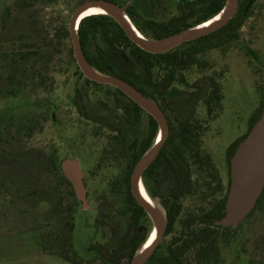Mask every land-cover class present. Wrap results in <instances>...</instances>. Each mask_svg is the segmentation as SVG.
<instances>
[{
	"label": "rangeland",
	"instance_id": "obj_1",
	"mask_svg": "<svg viewBox=\"0 0 264 264\" xmlns=\"http://www.w3.org/2000/svg\"><path fill=\"white\" fill-rule=\"evenodd\" d=\"M85 1L0 0V196L12 190L19 193L15 205L0 206V264L131 262L124 237L132 210L121 181L132 162V144L140 145L145 139L149 119L142 114L138 124L130 125L117 108L115 88L86 82L71 39L64 36L73 11ZM175 4V0H164L163 7L155 9L141 0L139 24L147 29L148 21L174 20ZM248 11L236 41L199 55L203 66L183 71L186 82L173 85L178 95L185 96L197 95L198 85L210 76L222 85L223 107L215 119L208 120L203 101L196 103L194 111L195 118L205 122L202 151L212 164L203 170L196 165L191 168L199 191L221 183L219 197L230 184L234 150L264 101V0H255ZM46 39L52 40L51 50L42 48ZM28 42L36 45L39 54L13 67L11 54ZM77 94L84 96L88 117L81 115ZM119 130L125 139L123 150L117 148L121 145ZM49 159L57 165L65 159L76 160L83 173L88 205L84 208L79 202L75 212L73 252L69 253L73 262L45 254L39 232L30 230L44 222L55 203L68 201L66 187L48 170ZM168 189V183H163L155 191L166 196ZM33 191L36 199L29 196ZM185 203L189 209L200 205V200L196 197ZM143 220L150 234L153 223ZM168 231L167 227L160 242L163 248L179 234L180 227L176 225L169 235ZM231 236L220 245L223 264H264V192ZM164 253L160 249L156 258H163Z\"/></svg>",
	"mask_w": 264,
	"mask_h": 264
},
{
	"label": "trees",
	"instance_id": "obj_2",
	"mask_svg": "<svg viewBox=\"0 0 264 264\" xmlns=\"http://www.w3.org/2000/svg\"><path fill=\"white\" fill-rule=\"evenodd\" d=\"M111 1L120 3L116 0ZM225 1L202 0L201 16L198 23L194 25L200 24L219 13ZM247 4L248 0H241L240 8L235 16L221 29L160 54L148 53L137 47L126 36L118 23L109 16L93 15L81 20L78 34L87 60L99 71L120 77L134 85L144 95L158 103L168 118L170 125L169 137L164 143L159 156L145 170L142 177L149 193L154 195L151 178H154L159 161L163 158L170 164L173 170V177H176L172 187L174 193L177 192L180 194L179 196H182L192 189L193 185L190 180L192 175L191 168L193 165L199 164L201 146L199 133L205 132V122H199V119L194 116L196 103L203 101L208 120L215 119L217 117L216 112L221 111L223 107L222 85L217 80V77L210 76L205 83L202 82L198 85L200 92L197 95L190 96L178 95L173 89V85L174 83L184 84L186 82L182 74L183 71L189 70L193 66H203V63L199 60V55H203L212 49L227 46L230 42L237 40V33L244 20L249 16ZM134 9V5H132L126 10L132 21H134ZM194 25H188L187 28ZM138 29L143 35L152 39H159L174 33L168 30L165 24L156 25L152 23L151 32L141 27H138ZM64 36L69 38V31L64 30ZM31 44L33 43L28 42L24 47L13 51L10 57V63L13 67L16 62L28 61L34 54L35 56L39 54L36 45L33 44V46ZM51 46L52 40L48 41L46 39L42 48L51 50ZM179 72H181V75H179ZM86 82L96 86L114 88L88 79H86ZM115 90L119 96L117 98V108L123 111L124 118L130 125L138 124L142 114H146L149 119L145 139L140 142V145H138V142L132 144L131 149L134 150L132 162L125 178L121 181L125 193L128 194L130 192L132 170L142 155L155 142L159 127L156 120L138 104L120 90L116 88ZM76 104L80 109L81 115L88 117L83 95L77 94ZM105 106L108 107V105ZM184 112L187 116L183 115ZM259 115L252 126L259 118ZM118 134L120 135L121 145L117 148L120 149L122 147L121 149L123 150L125 139L122 130H119ZM192 159L193 161H191ZM202 159L204 166L207 167L212 164L210 156L206 155ZM47 162L50 174L55 176L58 184L66 187L68 201L55 203L46 213L44 222L30 230L39 232L40 246L45 254L55 255L73 262V258L69 256V253L70 251L73 252L72 235L75 228V212L80 201L76 197L72 183L63 174L61 165H57L54 159H49ZM17 196H19V193L14 192V190L4 193V195L0 196V206L15 205ZM29 196H33L34 199L37 197L35 191L30 192ZM179 196L175 198L178 199ZM128 200L129 202L127 203L133 215L131 214L129 217L128 229L124 240L127 243V249H130L129 257L132 259L149 237V230L143 220L144 218H149L143 208L135 203L131 195L127 198ZM4 212L2 211L1 214H4ZM220 217H223V213H220ZM235 230L236 228L221 229L220 227L193 230L188 227L186 230L188 231L187 237L181 240V237L176 236V246L170 249L167 255L165 252L163 258H156L160 249L165 250L160 243L145 264H223L220 245L230 241L232 239L231 233Z\"/></svg>",
	"mask_w": 264,
	"mask_h": 264
},
{
	"label": "water",
	"instance_id": "obj_3",
	"mask_svg": "<svg viewBox=\"0 0 264 264\" xmlns=\"http://www.w3.org/2000/svg\"><path fill=\"white\" fill-rule=\"evenodd\" d=\"M134 0H129L125 5H120L109 0H86L79 4L69 19V33L72 42L74 57L83 75L90 81L98 84L109 85L124 93L133 102L138 104L146 113L158 123V135L153 145L142 155L134 166L130 177V194L136 202L146 211L157 229V236L146 248L141 247L132 257L130 264H145L153 255L160 244L167 228V217L164 211L145 199L139 190L144 171L159 155L164 143L169 137L170 128L168 119L158 103L144 95L139 89L128 81L96 69L86 58L78 34L81 20L80 15L90 7L98 6L104 9L106 16L113 18L126 36L137 47L145 52L160 54L184 43L205 37L228 24L235 16L240 0H226L219 13L210 19L190 28L183 29L159 39H151L143 35L136 27L133 29L126 13L127 8ZM254 1V0H252ZM223 13L216 22L205 27L199 26L207 23L215 16ZM84 19V18H83ZM63 174L72 183L77 199L83 207H87V194L83 173L79 162L65 159L61 164ZM264 192V101L259 118L248 131L247 135L239 142L230 161V186L225 203L223 217L215 223L222 229L237 228L255 209Z\"/></svg>",
	"mask_w": 264,
	"mask_h": 264
},
{
	"label": "flooded vegetation",
	"instance_id": "obj_4",
	"mask_svg": "<svg viewBox=\"0 0 264 264\" xmlns=\"http://www.w3.org/2000/svg\"><path fill=\"white\" fill-rule=\"evenodd\" d=\"M109 1H111V0H109ZM116 1H118V0H116ZM254 1L248 0V4H247L248 10H249L250 6L254 3ZM146 2L148 3V5L152 4V5H150V7H153L155 9H157V8L160 9L161 8L160 6L163 7V4H164V0H156V1L155 0H146ZM175 2H176V4H175V8L173 10V14L175 13L174 14L175 15L174 20H171L168 22H163V23L148 21L149 25H148V28L146 29V28H143L139 24L140 23L139 20L141 18H143L142 13H141V8L139 7L141 0H134L133 3L130 5V6L134 5V8H135L134 9V21H132L131 19L130 20H131L133 26L136 27L137 29H138V27H141L145 30H148L149 32H151L150 30H152L151 29L152 23H154L156 25L157 24L158 25L165 24V26L168 28V30H170L174 33L178 32L180 30L186 29L188 25L191 26V25L198 23L199 17L201 16V14L199 15V12H200V9L202 8V5H203L202 0H175ZM126 3L120 2L117 4L125 5ZM240 5H241V0L239 1L238 9L240 8ZM164 9H165V11L169 10L167 7H165ZM159 11H161V10H158V12ZM91 16H93V15H91ZM176 30H178V31H176ZM171 34H173V33H171ZM168 123H169V121H168ZM169 128H170V125H169ZM202 134H203V132L199 133V139L200 140L202 139ZM199 146H200V143H199ZM202 150H203V146H202V141H201V146H200V150H199V164H196V166L199 165L200 170L205 169L202 157L207 155ZM191 161H193V159ZM155 171H156V173H154V178H151L154 195L148 192V190L145 187L144 182H143V188L145 189L148 196L151 198V200L154 203L157 204L156 200L158 199L161 203V206H163V208L166 210V212H164V213L166 214L167 227L170 231V232L168 231L167 235L172 234L173 228L176 225H178V227H180V231H179V234L177 236L181 237V240H183L184 238L187 237L188 231H186V230L188 229V227L189 228L191 227L193 230L194 229L196 230V229L207 228V227H212V228L220 227V226H217L215 222L221 218L220 213L224 214L225 203H226L230 184H229L224 196L219 197L218 196L219 193L223 190V189L220 190L221 183H219V182L213 183L215 185L213 186V188L211 190L199 191V183H198V181L193 182V177L191 175L190 180H191V183L193 185L192 189L190 190V192H188L182 196H179L180 194L177 192L174 193L173 188H172L173 187V181L176 177H173V175H172L173 170L170 167V164L168 163V161H166L164 158L161 159L159 161V166ZM142 177H143V175H142ZM163 183H166V184L168 183V187H169L166 196H160L155 191ZM127 195H128L127 197H129L131 195L130 192ZM178 196H179V198L176 199L175 197H178ZM196 197L200 200V205H195L196 207L191 206L188 209L189 206H186L185 201H187L189 199H194ZM132 198H133V196H132ZM134 201L138 206H140L136 202L135 199H134ZM145 213H146V211H145ZM147 216L150 219L148 214H147ZM153 232H154V229H152L151 233L149 234V237L151 236V234ZM149 237H148V239H149ZM176 238H177L176 236L174 238H171V241L165 247L166 255L170 249H173V247L176 246V243H175Z\"/></svg>",
	"mask_w": 264,
	"mask_h": 264
},
{
	"label": "bare ground",
	"instance_id": "obj_5",
	"mask_svg": "<svg viewBox=\"0 0 264 264\" xmlns=\"http://www.w3.org/2000/svg\"><path fill=\"white\" fill-rule=\"evenodd\" d=\"M224 11L222 13H220L219 15L215 16L213 19H211L210 21H208L207 23L199 26L198 28H201V27H205L207 25H210L214 22H216L217 20H219L222 15H223ZM106 14V12L104 11V9H102L101 7H98V6H94V7H90L89 9H87L86 11H84L78 20H81L85 17H88V16H91V15H104ZM129 22L131 23V26L133 27V29H135L136 31V28L133 26L131 20L129 19ZM79 25V24H78ZM161 137L162 135H158V140L160 141L161 140ZM139 190L141 192V194L145 197V199L147 201H149L150 203H152L153 205L157 206L156 203H154L151 198L148 196L147 192L145 191V189L143 188V184L141 183L140 186H139ZM157 236V229H154V232L151 234V236L149 237V239L144 243V245L142 246L143 249L148 247L153 241L154 239L156 238Z\"/></svg>",
	"mask_w": 264,
	"mask_h": 264
}]
</instances>
